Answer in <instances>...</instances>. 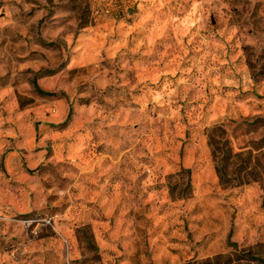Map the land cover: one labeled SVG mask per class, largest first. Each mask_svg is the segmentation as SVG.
I'll return each instance as SVG.
<instances>
[{
	"label": "rangeland",
	"instance_id": "rangeland-1",
	"mask_svg": "<svg viewBox=\"0 0 264 264\" xmlns=\"http://www.w3.org/2000/svg\"><path fill=\"white\" fill-rule=\"evenodd\" d=\"M0 264H264V0H0Z\"/></svg>",
	"mask_w": 264,
	"mask_h": 264
},
{
	"label": "trees",
	"instance_id": "trees-1",
	"mask_svg": "<svg viewBox=\"0 0 264 264\" xmlns=\"http://www.w3.org/2000/svg\"><path fill=\"white\" fill-rule=\"evenodd\" d=\"M46 43H48V44H54L55 42H54V40H48V41H46ZM37 76H38V73H35V75H34V77H33V84H34L35 88H36L38 91H40V92H42V93H48V94H56V93H57L56 91L45 90L44 88H42L41 85H40L39 82H38V79H37L38 77H37ZM71 112H72V110H70V112H69L67 118L62 122L63 125L68 124V122H69V120H70V118H71V117H70V116H71ZM218 169H219V172H220L221 178L226 177V173H225V171L223 170V168H220V166H219Z\"/></svg>",
	"mask_w": 264,
	"mask_h": 264
}]
</instances>
